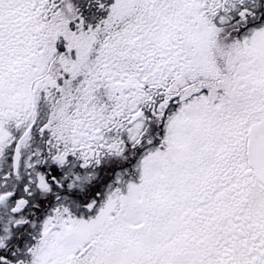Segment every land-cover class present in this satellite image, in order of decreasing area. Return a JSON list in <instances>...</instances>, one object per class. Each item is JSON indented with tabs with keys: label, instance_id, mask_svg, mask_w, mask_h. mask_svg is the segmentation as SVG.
<instances>
[{
	"label": "snow or ice",
	"instance_id": "1",
	"mask_svg": "<svg viewBox=\"0 0 264 264\" xmlns=\"http://www.w3.org/2000/svg\"><path fill=\"white\" fill-rule=\"evenodd\" d=\"M0 264H264V0H0Z\"/></svg>",
	"mask_w": 264,
	"mask_h": 264
}]
</instances>
